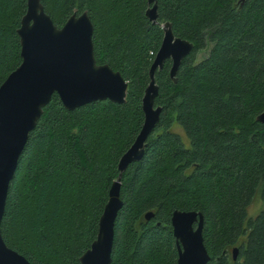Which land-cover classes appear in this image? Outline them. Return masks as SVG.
Wrapping results in <instances>:
<instances>
[{"label": "trees", "instance_id": "16d2710c", "mask_svg": "<svg viewBox=\"0 0 264 264\" xmlns=\"http://www.w3.org/2000/svg\"><path fill=\"white\" fill-rule=\"evenodd\" d=\"M40 1L57 27L86 11L96 63L128 85L122 104L67 110L51 96L9 184L6 245L31 264H80L118 161L142 126L141 99L168 21L193 49L176 82L170 60L155 73L162 110L142 158L121 176L112 264H176L175 209L203 214L206 264H264V124L256 120L264 111V0H156V23L145 16L147 0ZM26 8L27 0H0V85L21 62L16 30ZM175 123L187 146L171 130ZM257 195L263 207L248 216Z\"/></svg>", "mask_w": 264, "mask_h": 264}, {"label": "water", "instance_id": "95a60500", "mask_svg": "<svg viewBox=\"0 0 264 264\" xmlns=\"http://www.w3.org/2000/svg\"><path fill=\"white\" fill-rule=\"evenodd\" d=\"M145 16L157 22L156 0H147ZM93 24L86 11L71 14L57 27L40 0H27V8L16 32L20 43V64L0 85V264H31L4 242L1 220L9 184L17 168L29 133L35 128L43 107L55 93L67 110L109 100L125 102L127 81L108 64H97L93 51ZM161 44L149 68V81L141 99L143 123L130 147L118 161V175L108 190V199L98 220L96 238L79 257L80 264H112L114 223L122 206L121 176L131 162L142 158L146 140L159 121L162 108L155 104L158 86L155 73L171 61L170 78L193 49V43L174 35L171 23L162 25ZM264 124V111L256 116ZM152 212L145 213L149 220ZM203 214L175 209L171 226L176 240V264H206L210 258L202 229ZM237 247L231 254L236 258Z\"/></svg>", "mask_w": 264, "mask_h": 264}, {"label": "rangeland", "instance_id": "374dc122", "mask_svg": "<svg viewBox=\"0 0 264 264\" xmlns=\"http://www.w3.org/2000/svg\"><path fill=\"white\" fill-rule=\"evenodd\" d=\"M208 47H206V49L199 51L196 54V60L199 61L200 59H202L208 51ZM171 130L177 134H179V136L181 137L183 143L187 146L188 145V140L187 137L185 136L183 130L181 129V127L178 124H173L171 127ZM263 207V204L259 198V196H255L251 202V204L248 207V216H255L260 209Z\"/></svg>", "mask_w": 264, "mask_h": 264}]
</instances>
